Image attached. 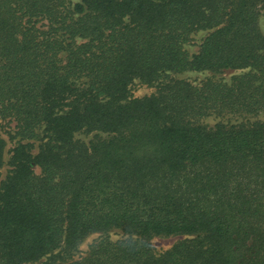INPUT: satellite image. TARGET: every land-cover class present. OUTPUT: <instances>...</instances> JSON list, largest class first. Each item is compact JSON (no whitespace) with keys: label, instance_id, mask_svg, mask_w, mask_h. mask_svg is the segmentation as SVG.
Segmentation results:
<instances>
[{"label":"trees","instance_id":"1","mask_svg":"<svg viewBox=\"0 0 264 264\" xmlns=\"http://www.w3.org/2000/svg\"><path fill=\"white\" fill-rule=\"evenodd\" d=\"M261 111L264 0H0V264H264Z\"/></svg>","mask_w":264,"mask_h":264},{"label":"rangeland","instance_id":"2","mask_svg":"<svg viewBox=\"0 0 264 264\" xmlns=\"http://www.w3.org/2000/svg\"><path fill=\"white\" fill-rule=\"evenodd\" d=\"M210 31L209 30H198L192 33L190 40L184 44V49L189 55H194L198 52L200 43L203 41L204 37L208 35ZM234 72L227 71L223 73H218L215 78H220L223 80H229V78L232 76ZM212 73L208 72L206 70L201 71H187L183 73L175 74L176 77L187 79L188 81L198 84L203 79H205L208 76H211ZM155 86L154 85H147L143 82H141L139 79H135L131 85H130V93L133 97H141L145 95H150L155 92ZM254 122V121H264V111L253 113V114H237V113H228L224 112L221 114H211L205 118H202L199 120L200 123L206 124L207 126L214 125L218 122L222 123H237V122ZM0 131L2 132V136L6 140V150L8 152V149L14 145V141L16 139H10L9 133L14 132V128L12 124H7L6 120L2 121L0 119ZM91 133H85L83 131L75 133V137L84 141L88 142V140L92 137ZM104 135V134H103ZM102 135V136H103ZM39 144V141H35L34 143V151L37 150V145ZM9 155L5 153V160L7 159ZM36 172H39V169L37 166L33 168ZM9 170V165L5 162L4 166L0 169V179L5 177L7 174V171ZM110 233V238L113 240L117 239H125L128 234H125L119 230H113ZM101 237L100 233H93L86 237L83 242L78 246L76 250H74L71 256V259H76L81 256H84L88 252V247L93 241H96ZM193 237V234H175L170 236H153L149 238V243L151 244L152 248L154 249V252L161 253L164 250L170 248L173 244L190 239Z\"/></svg>","mask_w":264,"mask_h":264}]
</instances>
